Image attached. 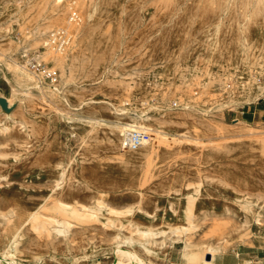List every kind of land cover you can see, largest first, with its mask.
Instances as JSON below:
<instances>
[{
    "label": "rangeland",
    "instance_id": "obj_1",
    "mask_svg": "<svg viewBox=\"0 0 264 264\" xmlns=\"http://www.w3.org/2000/svg\"><path fill=\"white\" fill-rule=\"evenodd\" d=\"M31 60L57 78L26 93ZM0 93V253L264 264V0H0ZM121 123L150 143L123 148Z\"/></svg>",
    "mask_w": 264,
    "mask_h": 264
},
{
    "label": "bare ground",
    "instance_id": "obj_2",
    "mask_svg": "<svg viewBox=\"0 0 264 264\" xmlns=\"http://www.w3.org/2000/svg\"><path fill=\"white\" fill-rule=\"evenodd\" d=\"M88 5V4H87ZM57 12V11H55ZM59 14V13H58ZM59 18V17H58ZM61 18V17H60ZM57 19V18H56ZM47 42V41H46ZM49 52V51H48ZM82 53V52H81ZM62 54V53H61ZM59 56V55H58ZM55 59V58H54ZM56 60V59H55ZM57 62V61H56ZM60 63V62H59ZM14 70H15V76H16V80L19 84H22L24 86V89L26 91V93H29L31 88H38V89H41L40 85V81H37L36 79V83L34 85V79H33V74H31L30 70H28L27 68H25L24 65H19L15 62V66H14ZM33 75V76H32ZM24 92V91H23ZM22 92V93H23ZM249 94V91H246L244 93V95H248ZM250 96V94H249ZM4 96L0 93V99L3 98ZM248 98V96H247ZM3 101V100H2ZM254 101V100H253ZM120 130H121V133H123V135L126 136L127 134V131L129 130H133V129H138V128H135L137 127V124H134V123H121L119 125H116ZM142 127H144L143 129H147V130H152L150 129L149 127H147L145 124H141ZM251 133V132H250ZM155 134V133H154ZM242 135V134H241ZM156 137V136H155ZM125 138V137H124ZM123 138V140H124ZM122 140V142H123ZM163 142V140L161 141V143ZM258 142L260 144V146L262 148H264V138H261V139H258ZM150 141H146L143 145L146 146L147 144H149ZM142 145V146H143ZM143 146V147H144ZM150 152H154L156 151L154 147H150ZM157 153V151H156ZM64 175V174H63ZM57 186V185H56ZM61 206L69 209V211H71L72 213H77L79 214L80 212V209L73 206L71 203H65V202H62V204H60ZM104 205V204H103ZM85 206V205H84ZM87 206H85L86 208ZM100 208L102 206H99ZM90 208V209H89ZM92 208L94 209V207H88V210H91L92 213H95L94 210H92ZM105 208V207H104ZM114 208V207H113ZM113 208H110L108 207L107 209H109V211H119V210H116V209H113ZM42 209V208H41ZM84 212V211H83ZM39 212L38 211H35L32 213L31 216H36ZM82 213V212H81ZM83 214V213H82ZM81 215V214H80ZM36 219V218H35ZM57 222L59 223H67L68 221L66 220H57ZM129 222H132V221H129ZM69 223V222H68ZM70 224V223H69ZM68 225V224H67ZM69 227V226H68ZM63 229V228H62ZM69 229V228H68ZM138 230L142 231V232H146L145 234H151V235H155V234H158L160 231L156 232L152 229H143V228H138ZM58 231H62L61 228L58 229ZM163 232V231H161ZM16 236V234H15ZM119 236V235H118ZM14 238V237H13ZM134 238V237H133ZM135 239V238H134ZM13 240V239H12ZM123 240V239H122ZM125 240V239H124ZM187 241V240H186ZM15 239L13 240V242L7 247L5 248L1 253H0V264H21L17 258L15 257V248H14V243H15ZM125 242L127 243H132L133 242V239L132 238H127L125 240ZM148 242V241H146ZM146 242H143L146 243ZM146 247V246H145ZM189 247H190V244L186 243L185 244V249H184V257L188 260H190V252H189ZM115 248V247H114ZM208 248H210L208 246ZM213 251V248L211 249ZM115 254H116V261L113 263V264H146V261L144 260V258H142L136 250L134 249H131V248H128V247H125L123 246L122 244H120V242L117 244L115 250H114ZM209 253V252H208ZM214 259H215V253H213V256L211 258V260H208V259H204L202 262V264H215L214 263Z\"/></svg>",
    "mask_w": 264,
    "mask_h": 264
},
{
    "label": "built area",
    "instance_id": "obj_3",
    "mask_svg": "<svg viewBox=\"0 0 264 264\" xmlns=\"http://www.w3.org/2000/svg\"><path fill=\"white\" fill-rule=\"evenodd\" d=\"M78 14L74 10L70 13L69 20L77 21ZM71 34L67 28H58L54 30L47 39V44L54 47L55 50L63 52L66 46L71 41ZM27 67L41 82L51 80L54 81L57 78V70L49 67L43 62L31 60L28 62ZM152 134L146 129H133L129 130L123 140V148L137 149L141 147L146 141H150Z\"/></svg>",
    "mask_w": 264,
    "mask_h": 264
},
{
    "label": "crops",
    "instance_id": "obj_4",
    "mask_svg": "<svg viewBox=\"0 0 264 264\" xmlns=\"http://www.w3.org/2000/svg\"><path fill=\"white\" fill-rule=\"evenodd\" d=\"M249 111V110H248ZM253 113V112H252Z\"/></svg>",
    "mask_w": 264,
    "mask_h": 264
}]
</instances>
